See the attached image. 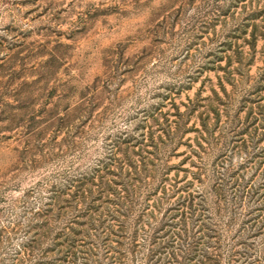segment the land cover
Instances as JSON below:
<instances>
[{"label": "rangeland", "instance_id": "obj_1", "mask_svg": "<svg viewBox=\"0 0 264 264\" xmlns=\"http://www.w3.org/2000/svg\"><path fill=\"white\" fill-rule=\"evenodd\" d=\"M258 207L264 0H0V264L106 209L88 264H245Z\"/></svg>", "mask_w": 264, "mask_h": 264}, {"label": "trees", "instance_id": "obj_2", "mask_svg": "<svg viewBox=\"0 0 264 264\" xmlns=\"http://www.w3.org/2000/svg\"><path fill=\"white\" fill-rule=\"evenodd\" d=\"M119 208H120L119 204L115 203L113 206V209H111L112 210L111 212L113 214H118V213H120ZM255 210L257 211L256 214L253 213ZM109 211H110V209H106L105 211L101 210V212L98 215L97 214H94V215H95V217H100L102 212H104L103 215L108 216L109 214H107V213H109ZM251 213H253L251 220H253V222H255L253 226H255V228H256L255 229L256 231H254V234L252 236H264V208L258 207V208L252 209V211H249V214H251ZM91 214H89V216H87L85 221H83L82 223H79L83 229H80L76 234H78L80 236V238H78V239L75 238L74 230L72 231L71 227H66L68 229V231L71 230V233H73L74 236H72V234H71V236H69V234L64 235L63 241H62V244L65 243V257L70 256L71 258H75V255L77 253H80L82 255L81 257L84 259L83 264H88L86 262L89 261V259L92 256L93 250L95 249V245L93 242L94 238L96 239L100 236H103L104 241L107 240V237H109L108 240H110L111 239L110 236L115 235V232H116V231H113V229H112L113 226H118V227L121 226V225H119V223H115V224L114 223H108L106 225L104 220H100L99 218L96 219ZM115 221L117 222L116 219H115ZM215 226H216V224L214 225V227ZM216 231H218V230H216ZM71 237H73V238H71ZM177 238L179 239V241H181V238H179V237H177ZM86 240H88V241H86ZM215 240H216L215 243L217 242V248H218L221 245L220 244V236L215 237ZM244 245H246V251L243 254L245 264H264V255L261 254V249H260L261 244H259L258 242H252V245H249L246 243H244ZM247 245H248V249H247ZM101 248H103L106 255L107 254L109 255L110 252L112 253L109 257V259H112V260H110L111 263L108 262V264H116L115 262L116 261L118 262L117 257L114 255L116 253V251L114 249H112L110 245L107 246L104 243V246ZM177 248L180 249V246L178 245ZM166 255H167L166 259L168 261L171 259L175 260V258L177 257V255H176V253H174V251H167ZM197 256H198V258L195 259L193 264H213L212 263L213 258L217 257L220 259V257L222 256V253H214V254H212V256H210L207 254V252L203 251L202 253H198ZM53 260L55 261L56 259H53ZM58 260H60V259H57V261ZM49 264H51V263H49ZM72 264H73V261H72ZM142 264H144V262Z\"/></svg>", "mask_w": 264, "mask_h": 264}]
</instances>
